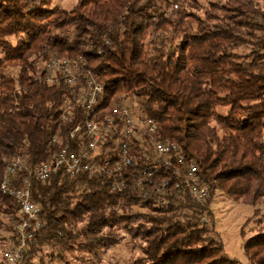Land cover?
<instances>
[{
	"label": "trees",
	"instance_id": "1",
	"mask_svg": "<svg viewBox=\"0 0 264 264\" xmlns=\"http://www.w3.org/2000/svg\"><path fill=\"white\" fill-rule=\"evenodd\" d=\"M228 1L235 6L210 2L198 16L187 0H78L70 9L50 0H0V180L5 158L21 155L32 169L58 149L87 145L83 127L69 135L82 123L81 107L70 121L60 115L63 99L79 88L45 79L43 64L57 53L83 59L97 75L103 92L93 120L125 102L196 162L209 188L202 201L182 188L153 193L135 185L141 162L124 168L120 191L110 189L116 176L104 170L32 177L44 224L21 264L68 263L76 251L98 259L118 243L117 230L143 242L141 254L125 264H240L225 255L212 218L203 216L211 214L215 192L264 204V0ZM105 138L97 146L102 154L117 148L115 136ZM163 177L169 172L157 169L154 180ZM18 207L0 191L6 244ZM244 250L252 264H264L263 228Z\"/></svg>",
	"mask_w": 264,
	"mask_h": 264
},
{
	"label": "built area",
	"instance_id": "2",
	"mask_svg": "<svg viewBox=\"0 0 264 264\" xmlns=\"http://www.w3.org/2000/svg\"><path fill=\"white\" fill-rule=\"evenodd\" d=\"M83 63L84 60L79 57L74 59L55 53L43 64L48 82H62L69 88H79L71 98L63 99L60 115L64 122L70 121L77 108L81 107L84 112L82 123L76 125L69 135L74 137L83 127L88 142L79 152L58 149L47 162L32 169L21 155L4 159L6 168L0 180V191L17 201L20 220L15 225L11 241L3 251L0 264H21L25 259L26 248L44 224L41 210L32 200V177L45 181L59 170L70 175L83 172L92 174L104 170L108 175L116 176L111 181L110 189L120 191L125 186L121 179L124 168L141 162L142 177L137 178L135 184L138 187L147 185L149 190L157 194L165 192L169 187L182 188L197 201H202L208 195V185L200 179L196 162L187 158L176 143L160 138L154 124L150 121L144 123L125 102L115 104L100 122L92 119V114L99 107L103 88L97 75L85 68ZM107 135L115 136L117 148L111 149L113 152L102 154L97 146L107 139ZM56 140L57 136H54L52 141ZM129 140L140 145V150L133 149ZM160 168L169 172V178L163 177L155 181L157 169ZM144 181L146 184H143ZM148 194L144 190L141 195L147 197Z\"/></svg>",
	"mask_w": 264,
	"mask_h": 264
},
{
	"label": "rangeland",
	"instance_id": "3",
	"mask_svg": "<svg viewBox=\"0 0 264 264\" xmlns=\"http://www.w3.org/2000/svg\"><path fill=\"white\" fill-rule=\"evenodd\" d=\"M51 5H58L65 9L73 7L78 0H50ZM210 2H217L221 5L235 6L233 1L228 0H187L185 7L198 16H203L204 11L210 10ZM245 39H249L248 35H244ZM225 110V108H222ZM209 216L204 215L203 220L213 223V228L219 236L223 250L227 257L234 258L240 264H252L247 258L244 250L245 242L260 229L264 230V204L257 203L255 205L246 204L244 200L232 199L227 195L215 192L210 204ZM259 211L255 213V210ZM6 217L0 214V251L6 248L8 244L7 238L10 232L6 229ZM118 243L103 252L100 258L91 259L89 254L82 252H74L67 254L66 260L55 261V264H125L141 254L140 246L142 241L132 238L123 230H117Z\"/></svg>",
	"mask_w": 264,
	"mask_h": 264
}]
</instances>
